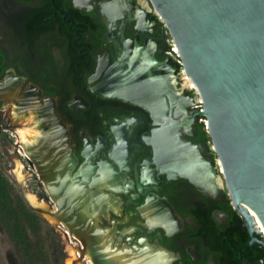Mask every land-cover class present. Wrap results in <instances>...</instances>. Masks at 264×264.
Returning a JSON list of instances; mask_svg holds the SVG:
<instances>
[{"label":"flooded vegetation","instance_id":"af4514ba","mask_svg":"<svg viewBox=\"0 0 264 264\" xmlns=\"http://www.w3.org/2000/svg\"><path fill=\"white\" fill-rule=\"evenodd\" d=\"M150 10L146 0H0V110L33 117L25 154L48 207L63 202L83 262L264 264L263 238L222 189L194 92L180 91ZM102 60L138 77V90L98 84ZM160 152L197 162L184 172Z\"/></svg>","mask_w":264,"mask_h":264},{"label":"water","instance_id":"95a60500","mask_svg":"<svg viewBox=\"0 0 264 264\" xmlns=\"http://www.w3.org/2000/svg\"><path fill=\"white\" fill-rule=\"evenodd\" d=\"M149 1L198 90L231 205L264 245V0ZM13 179L34 212L64 224L63 202L54 199L55 211L34 206Z\"/></svg>","mask_w":264,"mask_h":264},{"label":"rangeland","instance_id":"374dc122","mask_svg":"<svg viewBox=\"0 0 264 264\" xmlns=\"http://www.w3.org/2000/svg\"><path fill=\"white\" fill-rule=\"evenodd\" d=\"M153 19L158 21V18L155 15H153ZM171 58L172 62L175 64V57L172 56ZM184 76L185 73L181 74L182 78L180 80H184ZM13 108L14 106L11 104L8 108L5 107L4 109L0 110V188H4L3 193L8 195V199L13 201L20 199L27 208L33 211L25 202L19 186L13 179L12 172L15 169L14 159L17 158L24 166V175H27L23 183L26 191L36 195V197L40 201H43L46 206H51L53 203L49 199L47 190L45 188H41L38 184V176L34 170L35 164L32 161V158L25 154L23 147L25 142H21L20 140L19 131L32 129V132L35 130L34 132H36V134H38V131L32 128L33 123L31 122V124L30 121H33V119L31 120V117L29 116L15 120L16 115L14 114ZM16 143L21 144L20 146L22 148V155L20 153H15ZM32 149L34 150V147L31 148V151ZM221 180L223 184L222 189L227 194L222 175ZM18 202L19 201H17V203ZM34 213L39 217L40 222L34 223L28 218V216H26L27 218L24 217V224L27 228H29L28 230L31 234L32 242H34V245L36 246L37 253L40 252V263L38 264H65L70 258L67 247L72 246L70 238H68V235L65 234L66 227L63 224L59 225V223H51L41 214L36 212ZM74 250L77 253V258H79L82 264H92L90 259L87 257V262H83L81 253L77 251L76 247H74ZM0 264H21L14 252L12 242L10 241V238L8 237L1 223Z\"/></svg>","mask_w":264,"mask_h":264},{"label":"bare ground","instance_id":"6f19581e","mask_svg":"<svg viewBox=\"0 0 264 264\" xmlns=\"http://www.w3.org/2000/svg\"><path fill=\"white\" fill-rule=\"evenodd\" d=\"M176 52H177V49H176ZM184 77H185L184 80H180V83H181V89H180V91H183V90H187V91L191 90V91H193V90H195L196 93L199 94L198 93V90L195 88V86H194L193 82L190 80V78L188 76H186V74H185ZM102 78L105 80L103 82L104 87H106V88L107 87H110L111 89L118 90L117 92L120 95H129V94H132L133 92H135L136 90H138L137 88L139 87L140 81H141V80H139L138 77L137 78H134V79L128 77L126 74H124V72L121 70L120 67L111 66V65H109L108 62H106L104 60H102L101 61V64H100V74H99L98 80H97V83L98 84L101 83L100 80ZM150 91H148V95L150 94ZM139 94H140V92H139ZM140 95L141 96H144L142 93ZM198 100H199V102L202 101L201 98L198 99ZM195 101H197V98H196ZM29 117H31V120L33 119L32 116H29ZM31 122L33 123V121H30V123ZM32 126H33L32 128L35 129V125L32 124ZM34 131L32 132V129L19 131L20 132V140H21V142H26L27 141V142H29V144L30 143L31 144L34 143L35 142L34 141L35 140V136L37 135L36 132H34ZM50 147L51 146H49V148ZM36 149L37 148H35L34 155L39 160V159H41V158H43L45 156V154H46L45 153V148L42 149V150H40V153L38 152L37 154H36ZM39 149H40V147H39ZM41 151H42V154H41ZM160 154H161L160 155L161 156V159L163 158L165 160V162H162L161 165H166L168 163L175 162L177 165H179V167H180L179 169L184 170V172H189L190 171V169H188L189 165H192L193 162H197L196 158H194L192 155H189L187 153L178 154L177 157L176 156L175 157L174 156L172 157L171 156L172 154H170V153L168 154L167 152H160ZM48 160H47V162H48ZM14 162H15V169L12 172L13 173V176H14V178H15V180L17 182L23 184L24 181H25V179H26V176H27V175H24V173H23V170H24L23 169V164L17 158L14 159ZM219 168H220V172H221L222 171L221 170V167H219ZM41 171H42V169H41ZM46 172L49 173V170L43 169V171H42L43 174L42 175H44ZM200 182L205 183V180L201 178L200 179ZM52 194H53V192H52ZM27 200L32 205H34V206H38V207H41V208H45L46 207L45 203L43 201H40L36 197V195H34L32 193H28L27 192ZM250 213L255 218V224L257 225L256 228L258 230H260L262 228L261 222L256 217V215H255L254 212L250 211ZM46 218L51 223H54V224L55 223L56 224L58 223L53 218H50L48 216ZM259 232L261 233V231H259ZM67 251H68V255L70 256V258L66 261L65 264H82V262H80L79 258H77V253L74 250V247L68 246L67 247Z\"/></svg>","mask_w":264,"mask_h":264},{"label":"trees","instance_id":"16d2710c","mask_svg":"<svg viewBox=\"0 0 264 264\" xmlns=\"http://www.w3.org/2000/svg\"><path fill=\"white\" fill-rule=\"evenodd\" d=\"M3 189L0 188V223L12 242L19 262L21 264H38L40 263V252L37 253L29 228L24 224V217L28 216L34 223L40 222V219L26 207L22 200H17L19 201L17 203L16 200L8 199V195L3 193Z\"/></svg>","mask_w":264,"mask_h":264},{"label":"built area","instance_id":"2783aa9c","mask_svg":"<svg viewBox=\"0 0 264 264\" xmlns=\"http://www.w3.org/2000/svg\"><path fill=\"white\" fill-rule=\"evenodd\" d=\"M147 4H148V6L151 7L150 13H151V14H154V15L158 18V16L156 15V13H155V11H154V9H153V7H152V5H151V3H150L149 0H146V5H147ZM158 19H159V18H158ZM159 20H160V19H159ZM160 22H161V24H162V29H163L164 34H165L166 43H167V45H168V54H169L170 56H174V57H175V61H176V63H177L179 66H181V62H180V59H179V56H178V52H176V49H177V48H176L175 44L173 43V41L171 40V38H170V36H169V32H168V30H167L165 24H164L161 20H160ZM181 74H183L182 71H181ZM193 92H194L195 97H196L197 99H199L200 96H199L198 94H196L194 90H193ZM194 103H195V106H196L197 110L199 111V112H198L199 121H200V123L202 124L204 130L206 131V129H207V121H206L205 116L203 115L202 101L199 102V100H197V101H195ZM217 167H218V166H216V168H217ZM218 173H219V172H218ZM220 175H222V174H220Z\"/></svg>","mask_w":264,"mask_h":264}]
</instances>
